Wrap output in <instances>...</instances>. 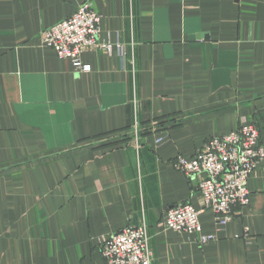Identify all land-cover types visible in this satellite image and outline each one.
<instances>
[{"label":"crops","instance_id":"1","mask_svg":"<svg viewBox=\"0 0 264 264\" xmlns=\"http://www.w3.org/2000/svg\"><path fill=\"white\" fill-rule=\"evenodd\" d=\"M82 2L87 72L39 39ZM242 119L264 146V0H0V264H103L141 223L151 264H264V159L220 226L175 164ZM185 201L213 241L160 225Z\"/></svg>","mask_w":264,"mask_h":264},{"label":"built area","instance_id":"2","mask_svg":"<svg viewBox=\"0 0 264 264\" xmlns=\"http://www.w3.org/2000/svg\"><path fill=\"white\" fill-rule=\"evenodd\" d=\"M100 19L89 2H82L72 15L43 28L39 34L40 43L52 48L59 59H69L76 69L90 71V66L80 59L83 52L99 45ZM100 46L104 50L110 48L106 43ZM139 127L136 121L132 125L135 143L140 137ZM259 137V127L242 119L235 130L203 141L191 158L180 154L175 157L177 169L198 190L202 208L213 211L217 226L227 223L237 207L246 206L250 201L248 178L264 159V146ZM200 211L190 201L177 203L168 208L160 225L197 234L200 244L213 241L214 234L201 232ZM149 242L144 223L102 236L103 264H151L153 252Z\"/></svg>","mask_w":264,"mask_h":264}]
</instances>
